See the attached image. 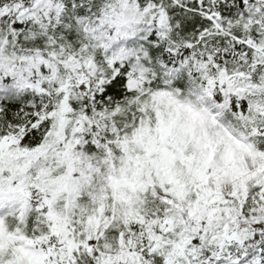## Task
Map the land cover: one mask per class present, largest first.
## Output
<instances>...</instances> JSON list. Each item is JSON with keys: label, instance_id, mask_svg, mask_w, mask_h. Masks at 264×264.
Returning <instances> with one entry per match:
<instances>
[{"label": "snow or ice", "instance_id": "6c2138e0", "mask_svg": "<svg viewBox=\"0 0 264 264\" xmlns=\"http://www.w3.org/2000/svg\"><path fill=\"white\" fill-rule=\"evenodd\" d=\"M0 264H264V0H0Z\"/></svg>", "mask_w": 264, "mask_h": 264}]
</instances>
